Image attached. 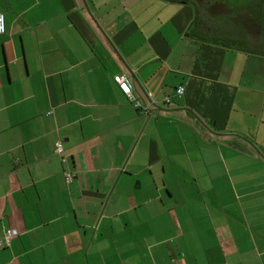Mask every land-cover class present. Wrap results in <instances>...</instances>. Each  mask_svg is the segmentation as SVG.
<instances>
[{"label": "crops", "instance_id": "0c3cea01", "mask_svg": "<svg viewBox=\"0 0 264 264\" xmlns=\"http://www.w3.org/2000/svg\"><path fill=\"white\" fill-rule=\"evenodd\" d=\"M0 12V264H264V41L251 27L224 46L193 4L166 0Z\"/></svg>", "mask_w": 264, "mask_h": 264}, {"label": "trees", "instance_id": "16d2710c", "mask_svg": "<svg viewBox=\"0 0 264 264\" xmlns=\"http://www.w3.org/2000/svg\"><path fill=\"white\" fill-rule=\"evenodd\" d=\"M166 1L183 2L187 5L193 4L195 8L194 23H196L197 26H207L211 31H215L213 28V22L215 20L222 23L224 21L225 24H223V27H216L218 30L221 29V35H215L214 38V40L221 45L228 46L226 43L229 40L237 42V31L239 32L242 28L251 26L258 29L255 32L257 36H260V39L264 41V0H203L208 4L207 9L215 14L213 15L214 18L201 17L198 5L191 0ZM229 25H235V27H237L236 30H238L232 31V28H228Z\"/></svg>", "mask_w": 264, "mask_h": 264}, {"label": "built area", "instance_id": "2783aa9c", "mask_svg": "<svg viewBox=\"0 0 264 264\" xmlns=\"http://www.w3.org/2000/svg\"><path fill=\"white\" fill-rule=\"evenodd\" d=\"M6 33V22H5V16L3 13L0 12V35H4ZM114 80L116 82V84L119 86V88L121 89V91L132 101V103L134 104V106L137 109H140L142 111V113L144 114H148L149 110L146 107H143L142 103L136 98L135 94H134V89L132 86V83L130 81V79L123 75V74H117L114 77ZM185 93V87L181 86L177 89L176 91V95L178 97L183 96ZM167 103L171 102V99L167 98L166 99ZM63 151V144L62 143H58L57 145V152L61 153ZM63 161H65L63 159ZM66 177V181L68 183L72 182L73 179V175L70 173H66L65 175ZM16 231L13 230H8L5 232V236H4V240L3 243L5 246L9 247L11 245V241L13 239V237L15 236Z\"/></svg>", "mask_w": 264, "mask_h": 264}, {"label": "rangeland", "instance_id": "374dc122", "mask_svg": "<svg viewBox=\"0 0 264 264\" xmlns=\"http://www.w3.org/2000/svg\"><path fill=\"white\" fill-rule=\"evenodd\" d=\"M192 2H194V3H196L197 5H198V8H199V13H200V15H201V17H208V18H214L213 17V15H215L214 13H212L209 9H207V5L208 4H206L205 3V1H203V0H191ZM249 12V11H248ZM209 13H211V14H209ZM246 13V12H245ZM223 24H225V22L223 21V23L222 22H220V21H217V20H215L214 22H213V28L215 29V31L213 30L212 32H213V34L210 36V38H212V39H214L215 38V35H221V29H217L216 27H219V28H221V27H223ZM226 24H228V23H226ZM232 26V27H231ZM228 28L229 29H233L232 31H237L236 30V28L237 27H235V25H229L228 26ZM249 30L250 31H252V32H254V33H256L255 31H257L258 29L257 28H254L253 26H251V28H249ZM237 35H238V31H237ZM226 37V36H225ZM259 38H260V36H259ZM239 43H238V41L237 42H235V41H233V40H229L227 43H226V45H228V46H231V47H235V46H237Z\"/></svg>", "mask_w": 264, "mask_h": 264}]
</instances>
